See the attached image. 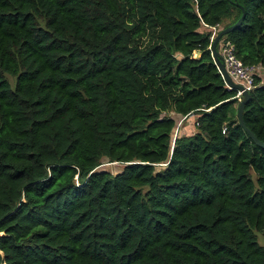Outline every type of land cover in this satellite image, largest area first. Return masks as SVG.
Segmentation results:
<instances>
[{"label":"trees","instance_id":"1","mask_svg":"<svg viewBox=\"0 0 264 264\" xmlns=\"http://www.w3.org/2000/svg\"><path fill=\"white\" fill-rule=\"evenodd\" d=\"M240 16L215 50L264 142V0H0V264H264V148L209 50Z\"/></svg>","mask_w":264,"mask_h":264},{"label":"built area","instance_id":"2","mask_svg":"<svg viewBox=\"0 0 264 264\" xmlns=\"http://www.w3.org/2000/svg\"><path fill=\"white\" fill-rule=\"evenodd\" d=\"M218 25L210 28L209 40L211 41L215 34L219 31ZM218 55L224 66V69L231 80L242 86L243 89L249 90L253 85V73L255 68L243 65L238 58L235 57L233 47L228 41H220L218 44ZM225 84V83H224ZM226 86V85H225ZM240 92L236 90L235 99L238 101ZM176 132H174L175 134Z\"/></svg>","mask_w":264,"mask_h":264},{"label":"water","instance_id":"3","mask_svg":"<svg viewBox=\"0 0 264 264\" xmlns=\"http://www.w3.org/2000/svg\"><path fill=\"white\" fill-rule=\"evenodd\" d=\"M241 22V16L235 21V23L219 30L215 36L212 38L211 43L209 45V50L213 59V62L217 68L218 73L220 74L221 78L223 79L226 88L229 89H234L240 92V96L239 99L237 101L236 104V119L237 122L239 124L240 127H242L244 129V131L246 132V134L248 135V137L253 141V143L256 146H259L261 148H264V142L259 141L258 139H256V137L248 130L244 127L243 121H242V109H243V105L246 102L247 98H248V91L243 89L242 86L234 83L231 78L228 76V74L226 73L224 66L218 56L217 51L215 50V44L218 41L219 38H221L223 35H225L226 33L230 32L231 30H233L235 27H237L239 25V23ZM199 55V52L195 51L193 53V57H197Z\"/></svg>","mask_w":264,"mask_h":264},{"label":"rangeland","instance_id":"4","mask_svg":"<svg viewBox=\"0 0 264 264\" xmlns=\"http://www.w3.org/2000/svg\"><path fill=\"white\" fill-rule=\"evenodd\" d=\"M262 71H264V70L263 69H259L258 73L263 75ZM263 80H264V78H263ZM262 83H264V82H262ZM172 117L175 118L176 116L173 115ZM188 117H190V116H188ZM193 121H194V119L191 118V117L190 118H186V119H184L182 121H180V119H178V118H177V120L175 119L176 125H175V129H174L173 132H176L177 134H179V133H181V134H190L192 132V123H193ZM97 168L98 169H104V170H106V171H108L110 173H114V172L118 171L121 168V164L109 163V162H106L105 160H102V163ZM261 236L262 235H260V234L258 236L259 242H261V239H262Z\"/></svg>","mask_w":264,"mask_h":264},{"label":"crops","instance_id":"5","mask_svg":"<svg viewBox=\"0 0 264 264\" xmlns=\"http://www.w3.org/2000/svg\"><path fill=\"white\" fill-rule=\"evenodd\" d=\"M218 27H219V26H218ZM218 29H220V27H219Z\"/></svg>","mask_w":264,"mask_h":264}]
</instances>
